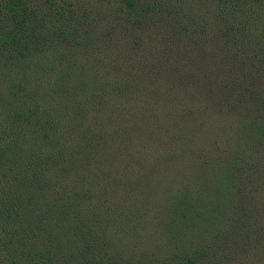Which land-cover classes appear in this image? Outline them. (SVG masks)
Returning <instances> with one entry per match:
<instances>
[{
    "label": "trees",
    "instance_id": "trees-1",
    "mask_svg": "<svg viewBox=\"0 0 264 264\" xmlns=\"http://www.w3.org/2000/svg\"><path fill=\"white\" fill-rule=\"evenodd\" d=\"M0 67L37 264H264V0H0Z\"/></svg>",
    "mask_w": 264,
    "mask_h": 264
},
{
    "label": "rangeland",
    "instance_id": "rangeland-1",
    "mask_svg": "<svg viewBox=\"0 0 264 264\" xmlns=\"http://www.w3.org/2000/svg\"><path fill=\"white\" fill-rule=\"evenodd\" d=\"M0 70L2 71L1 67ZM2 123L3 119L0 115V124ZM7 147L8 142L6 137L0 133V154L3 151L2 148L5 149ZM14 154L22 156L21 152L14 150L8 151L6 156L4 155V159L0 158V264H37V260L35 259L36 256H38L37 253L45 255L47 247H50V244H47L45 247L33 246L32 242L27 240L23 224L21 222H17L13 214L8 210V205L5 201L3 193L2 172L6 168L4 163L7 158H14ZM116 237L118 240L115 242L116 247H114V250L120 252L121 255L130 253L139 239V235L137 233L134 234L128 230H118ZM52 239V236H45L44 242H48ZM59 241L65 242V239L61 237L58 239V242ZM144 247L141 246V248ZM59 250H61L60 254L62 257L64 254H68L67 250ZM57 257H60L59 253Z\"/></svg>",
    "mask_w": 264,
    "mask_h": 264
}]
</instances>
